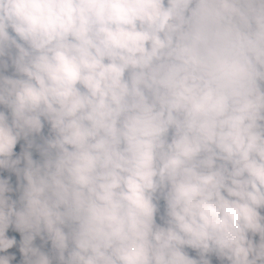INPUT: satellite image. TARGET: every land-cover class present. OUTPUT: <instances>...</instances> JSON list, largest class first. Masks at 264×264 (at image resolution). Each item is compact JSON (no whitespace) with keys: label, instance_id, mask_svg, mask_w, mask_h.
<instances>
[{"label":"clouds","instance_id":"1","mask_svg":"<svg viewBox=\"0 0 264 264\" xmlns=\"http://www.w3.org/2000/svg\"><path fill=\"white\" fill-rule=\"evenodd\" d=\"M0 264H264V0H0Z\"/></svg>","mask_w":264,"mask_h":264}]
</instances>
